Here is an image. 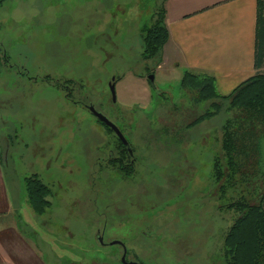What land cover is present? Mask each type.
Segmentation results:
<instances>
[{
	"label": "rangeland",
	"instance_id": "1",
	"mask_svg": "<svg viewBox=\"0 0 264 264\" xmlns=\"http://www.w3.org/2000/svg\"><path fill=\"white\" fill-rule=\"evenodd\" d=\"M159 3L0 5V45L10 56L0 72V171L8 205L0 228H17L44 264H124L114 240L124 243L127 259L142 264H221L218 248L234 214L219 210L210 172L225 114L186 130L207 103L196 105L181 86L183 68L142 58L140 32ZM67 78L83 85H73L71 100L65 95L71 85H53ZM79 100L101 106L129 138L139 156L132 176L110 170L113 136ZM8 134H15L12 145ZM252 165L233 197L242 191L256 201L264 161ZM33 173L50 189L42 214L32 211L23 186Z\"/></svg>",
	"mask_w": 264,
	"mask_h": 264
},
{
	"label": "trees",
	"instance_id": "2",
	"mask_svg": "<svg viewBox=\"0 0 264 264\" xmlns=\"http://www.w3.org/2000/svg\"><path fill=\"white\" fill-rule=\"evenodd\" d=\"M5 0H0V5ZM152 20L140 32L142 40V58H157V65L161 63L163 46L168 40L169 33L165 23V3L159 0ZM8 53L0 45V72L4 66H9ZM264 63V0H256V23L254 41V67L257 71L250 77L238 83L228 94H220L215 86L214 77L205 73H195L185 69L180 84L187 91H191L192 100L196 105L207 103L204 110L185 125L191 129L205 120L223 111L225 117L221 123V137L219 152L211 159L210 177L217 185L219 210L231 211L234 214L231 224L225 230L217 257L221 264H264V169L262 171L261 187L255 195L256 201L250 202L246 193L240 191L236 197L230 195L239 188V184L247 180L243 169L247 163L253 167L261 165L264 154V72L258 69ZM148 67H145V69ZM50 75L43 76V80H50ZM42 80V79H41ZM53 81L56 87L69 84L65 95L70 98L74 90L73 85L83 87L81 82L73 79ZM150 87H153L147 78ZM61 84V85H60ZM76 90H79L76 89ZM71 100V98H70ZM75 103V102H74ZM98 123H100L97 120ZM102 124V123H100ZM103 125V124H102ZM108 131V129L106 127ZM14 135L6 138L12 145ZM121 146V143L118 142ZM118 149V147H117ZM123 151L118 149V154ZM125 159L122 157L110 158L109 165L119 173L130 176L132 169L121 171L122 160L133 168L124 149ZM254 161H253V160ZM255 163V164H254ZM25 194L32 211L42 214L49 206L47 195L49 187L33 173L23 178Z\"/></svg>",
	"mask_w": 264,
	"mask_h": 264
},
{
	"label": "crops",
	"instance_id": "3",
	"mask_svg": "<svg viewBox=\"0 0 264 264\" xmlns=\"http://www.w3.org/2000/svg\"><path fill=\"white\" fill-rule=\"evenodd\" d=\"M164 63L214 77L228 94L253 75L256 0H167ZM264 72V63L258 69ZM8 209L0 171V211ZM44 264L17 228H0V264Z\"/></svg>",
	"mask_w": 264,
	"mask_h": 264
},
{
	"label": "flooded vegetation",
	"instance_id": "4",
	"mask_svg": "<svg viewBox=\"0 0 264 264\" xmlns=\"http://www.w3.org/2000/svg\"><path fill=\"white\" fill-rule=\"evenodd\" d=\"M150 74V73H149ZM149 74H147V76L149 75ZM148 78V77H147ZM115 80L116 79H114V82H115ZM112 81V80H111ZM111 81H109V82H111ZM108 82V83H109ZM153 86V85H152ZM67 99H69L70 100V98H68L67 97ZM73 102H75V103H78V101H74L73 100ZM79 102L81 103V105H83V107H85L87 110H88V112H90L92 115H93V113L89 110V106H93L94 107V109L96 110V111H98V112H100V113H102L103 115H105L104 113H103V110H101V106H99L98 105V108H96L93 104H87V103H83V101H81V100H79ZM103 103V99L101 98V101H100V104H102ZM104 104V103H103ZM95 118H96V121L98 120L100 123H102V124H100V125H102L103 126V128L106 130V132L107 133H109V134H111L113 137V140H111L110 141V144H111V146H110V148H109V151H108V153H107V156L108 157H106V162H107V164H108V166H110L109 165V160H110V158H113V157H122V158H124L125 159V157H126V155H125V152H124V149L127 151V154H128V156H129V159H130V161H129V163H133L134 164V166H133V168H125V166L126 165H128L127 163H125L124 162V160H122L123 162H122V167H123V169H121V171L123 172V171H126V170H128V169H132L133 170V172L131 173V175L130 176H132L134 173H136V169H135V162L137 161V159H139V156H137V154H136V152H135V148H134V146L132 145V143L130 142V140H129V138L128 137H126L124 134V136H125V139H126V141H127V145L126 144H124L122 141H121V139L114 133V131L108 126V125H106L105 123H103V122H101L95 115H93ZM106 116V115H105ZM107 117V116H106ZM109 119V118H108ZM110 121H112L111 119H109ZM113 122V121H112ZM114 123V122H113ZM115 124V123H114ZM116 125V124H115ZM117 126V125H116ZM106 127L108 128V129H110V131H108L107 129H106ZM118 127V126H117ZM119 128V127H118ZM119 130L122 132V130L119 128ZM105 142V141H104ZM102 143V145L101 146H98L99 147V149L98 150H101V151H105V146L107 147V145L109 144L108 142H105V143ZM118 142L119 143H121V146L118 144ZM105 145V146H104ZM117 147H118V149L119 148H122L123 149V151H121V153L120 154H118V149H117ZM98 168L100 169V170H102L103 168H105V167H103L100 163H99V165H98ZM110 170H113V171H116V172H118L115 168H112L111 166H110ZM119 173V172H118ZM120 174V176H122V177H124V178H128V177H130V176H125L124 174H122V173H119ZM49 193H50V189H49ZM49 195V194H48ZM48 195H47V197H48ZM48 199V198H47ZM49 200V199H48ZM27 202H28V200H27ZM49 202H50V200H49ZM29 203V202H28ZM50 204H51V202L49 203V206H50ZM48 206V207H49ZM47 207V208H48ZM46 208V209H47ZM100 236V234L98 233V237ZM99 239H101V238H99ZM114 241H118V240H114ZM116 244H118V245H120V247H121V249H122V255H121V259H122V256L124 255V261H123V263L124 264H142L141 262H139V261H137V260H133V259H127L126 258V256H127V248L125 247V245H124V243L122 242V244L121 243H116Z\"/></svg>",
	"mask_w": 264,
	"mask_h": 264
},
{
	"label": "water",
	"instance_id": "5",
	"mask_svg": "<svg viewBox=\"0 0 264 264\" xmlns=\"http://www.w3.org/2000/svg\"><path fill=\"white\" fill-rule=\"evenodd\" d=\"M148 79L150 80L151 84L153 85V74H149L148 75ZM111 82L108 83L109 85V91L111 94V99L113 102H115L116 99V94H115V82H114V77L111 78ZM89 110L93 113V115H95L101 122L105 123L106 125H108L113 131L114 133L121 139V141L127 145V141L125 139V136L123 135V133L119 130V128L108 119V117H106L105 115H103L102 113L96 111L94 109L93 106H89ZM112 243H121V241H112ZM123 245V244H122ZM122 261H124V255L122 256Z\"/></svg>",
	"mask_w": 264,
	"mask_h": 264
}]
</instances>
